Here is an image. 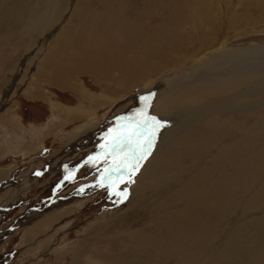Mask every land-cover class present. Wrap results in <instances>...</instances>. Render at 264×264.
<instances>
[{
  "label": "rangeland",
  "instance_id": "1",
  "mask_svg": "<svg viewBox=\"0 0 264 264\" xmlns=\"http://www.w3.org/2000/svg\"><path fill=\"white\" fill-rule=\"evenodd\" d=\"M90 2L93 13L79 19L71 15L75 4L70 0H0V145L11 147L8 159L0 162V192L14 188L0 196V264H72L74 254L76 264L111 254L118 256L115 264H264V81L247 91L243 101L232 97L264 80V71L250 73L249 79L215 77L202 91L192 92L198 89L194 87L175 97L166 113H182L177 107L186 95L193 105L203 100L205 106L226 97L230 109L209 114L168 150L160 151L159 144L176 120L168 119V113L154 115L168 95L167 89L157 88L160 82L196 65L193 56L264 44V0H110V18L107 0L104 6ZM63 14L69 16L66 28L74 25L76 32L77 24L86 26L88 41L95 29L107 35L99 45H118L114 49L119 52L126 46L137 60L155 48L179 54L180 62L151 70L156 60L149 59L143 81L124 92L120 84L114 91L109 82L88 74L71 77L79 92L47 85L36 74L43 54L57 40ZM86 16L97 17V23L86 25ZM149 35L159 39L147 51ZM230 85L237 87L233 93ZM33 92L48 99L30 98ZM141 93L148 102L132 98ZM231 103L246 108L239 112ZM69 108L83 110L81 119L67 114ZM148 116L163 126L152 139L153 150L132 172V151L139 154L138 145L150 129L132 133ZM44 139L50 140L47 152ZM156 150L155 158L165 159L151 170ZM40 152L29 162L22 160L23 154L30 158ZM55 215L59 220L35 228ZM111 221L115 226L106 232L109 240L100 232ZM124 229L123 235L135 240L126 251L111 242L123 238L118 233ZM124 256L128 263L121 261Z\"/></svg>",
  "mask_w": 264,
  "mask_h": 264
},
{
  "label": "bare ground",
  "instance_id": "2",
  "mask_svg": "<svg viewBox=\"0 0 264 264\" xmlns=\"http://www.w3.org/2000/svg\"><path fill=\"white\" fill-rule=\"evenodd\" d=\"M95 1H96L97 5L104 6V0H95ZM107 1H108V12H109V18H110L112 16V14L110 12H111V7H112L113 2H109L110 0H107ZM73 2L75 4V7H74L75 9H73V12L71 13V15L73 17L77 16L80 19L85 14H92L94 11L93 5L91 4L90 0H78L77 3H76V0H70L71 4ZM115 3H116V0H115ZM73 5H71V6H73ZM114 7H116V6H114ZM176 11H177V9L175 8L174 12H176ZM68 17H66V14H63L62 17L60 18V20L57 21L58 25L60 26L59 30L57 31V33H58L57 34V40L55 41L54 45L51 46L50 48H48L45 51V53L43 54L41 65H40L39 69L37 70L36 77L38 79H41L43 81V83H45L47 85L54 86V87L59 88L61 90H67V89L71 90L72 89L73 91L79 92V89H81L80 85L79 84H77V85L71 84V80H72L71 77L73 75H77V74H79V75L80 74H88V75L94 77L98 81L109 82V85L111 86V88L113 90L116 86H117V88H119L118 85L120 84L121 85L120 87H122L121 91L124 92L128 89L129 86H132L134 88L135 84L137 85V83H140L141 81H143L140 79H141L142 75L145 73V71L149 68V66H148V62H149L148 60L149 59L156 60L154 65L151 66V67H153L151 70L158 69L159 67H157L156 65L166 66L168 63L169 64H171V63L176 64L177 62H180L179 54H175L172 52L171 55H166V51H161V50L155 49V48H153L151 50V54L145 52L144 55L142 57L140 56V59L137 60L138 59V58H136L137 56L134 54L135 56L132 57L131 56L132 52L129 51V48L126 46H124L122 48V50L124 52H122V50L119 52L117 49H114V48L118 47V45L114 48L112 47V45L106 44V42L102 43L103 45H99L98 42H100V38L103 39V37L107 36V35H105L104 32L102 33L101 31H97L95 29H90V32H92V35H91L92 41L91 40L88 41L87 37L83 36L84 32L86 31V26L82 25V23H79V25L77 24L78 30L76 29L77 30L76 32L73 29L74 25H72L70 28L65 27V23H66V20ZM139 18H140V16H139ZM97 21H98V18L95 16H86L82 19V22L85 23L86 25L95 24V23H97ZM58 25H56V26H58ZM132 26H133V23H132ZM216 27H218L217 23H216ZM125 32H127V31H125ZM144 32H146V31H144ZM97 33L100 34V35H98V37L95 35ZM112 33H114V32H112ZM110 35H111V33H110ZM156 36H154V37L150 36V35L148 36V47L149 48H147V51H149L152 48L151 46H152V42H153L154 38H156L158 41L159 38ZM108 38H109V36H108ZM133 40H135V39H133ZM108 41H109V39H108ZM143 41H145V40L143 39ZM113 42L110 44H113ZM119 42H121L120 39H119ZM114 44H116V43H114ZM132 50L134 51V49H132ZM31 55H32V53H31ZM193 55H195V54H193ZM146 57H148V58H146ZM170 58H172V61H170ZM200 58H202V57L193 56L192 59H196V61H197L196 65H192L191 67H183V68L177 70V72L174 73L175 74L174 76H171V77L165 79V81L160 82V85L157 88L161 87L159 89V91L161 89H164V88L167 89L168 95L165 96V101H164V99L161 100L158 108H156L154 110L156 112L154 115H159V114H163V113L167 114L168 111L166 113V109H168V108L165 109V107H167V106L170 107L167 104L172 102L174 99H176L175 97L184 95L185 90H187V89L193 90L192 88H194V87H196L198 89L193 90L192 92L202 91V88L205 87L206 83L210 82L212 84L215 82V80H214L215 77H224V76H231V75L242 76L243 75V76H247L246 78L249 79V78L253 77V75L250 76V73H253V72L256 73V72L264 71V44L259 45L255 48L248 49V50L244 49V50H235V51H229V52H217L213 55L204 57L202 59H200ZM263 81H264L263 79H260L258 81L253 82V83H249L248 85H246L244 87V89L242 90L241 93L234 95L232 97H238L239 99H242V101H243L244 97L246 98V96L250 95V94H247V91L252 93L255 90L256 85L257 86L260 85L261 83H263ZM229 82H231V81L223 82V85L228 84ZM229 87H230L231 93H233L237 89L236 85H230ZM214 92H216V96L221 97V93L216 91V85H215ZM33 94H35V95L31 94L30 98L40 99L42 101H45L48 99L47 95H38L37 93H34V92H33ZM191 95H192V93H191ZM210 95H212V94H210ZM255 95H253V96H255ZM138 96H140V98H141L142 93L136 94L132 98L136 97V99H137ZM249 97H251V96H249ZM225 99H226V97L222 100H218V102H216L213 105L209 104L207 106H205L203 104L204 103L203 100L202 101H196L195 100V102H194L195 104L193 105V100L189 97V95H186L185 99H184L185 103L182 105H179L177 107V109H181L180 111H183V112L182 113H179L177 111L172 112L170 110L169 111L170 113L167 114L168 119H175L176 121L172 120L171 124H169L170 126H169V128H167L168 129V137H166V136L164 137L165 139L161 144H159L158 149H160V151L161 150L163 151V149L168 150L169 146L173 145V142L175 140H177V138H179L181 135H183V133H188L187 131L190 130L195 124L201 122L202 120H206V117L209 114H211V113H213L219 109H221V110L222 109H230L229 104H228L229 101H227ZM136 101L139 102L138 100H136ZM177 101L178 100H176L175 102H177ZM242 101L240 103H242ZM124 103H126V102L121 103V105H123ZM132 103H133V101H132ZM248 103H251V102H248ZM147 104H149V103H147ZM147 104H145V106ZM173 104H174V102H173ZM121 105L118 104L117 107L121 106ZM230 106H231V108H237L236 109L237 111H239V110L242 111L243 109L246 108V106L234 105L232 103L230 104ZM69 109L70 110L67 111L68 112L67 114L71 115L74 118V120H75V118L77 119V117H78V120L81 119L79 117H82V113L84 112L83 110H77L76 111V110L71 109V108H69ZM123 111H125V108H123ZM241 111H239V112H241ZM176 122H179V123L176 125ZM175 125H176V127H175ZM91 130H93V126H91V128L86 130V131H91ZM160 139L161 138H159V140ZM154 148H156V147H154ZM151 149H152V147H151ZM154 153L155 154L150 157L151 160L149 161V166H150L151 170H153L156 166H158V164L162 163L165 159V158L164 159H156L155 157L157 154V150ZM187 175H188V173H187ZM26 181H28V180H25V182ZM24 185L26 186V184H24ZM4 190L5 191L0 192V196L5 194V193H9V192L13 191L14 188L9 187V189H7V187H6V189L4 188ZM2 211L3 210L0 208V222L2 221L1 220L2 219ZM56 220H59V216L55 215L53 218L49 217V218L45 219L44 221H42L41 223H39L38 225H36L35 228H39V227L43 226L44 224L48 223L49 221H56ZM163 222L164 221H162V223ZM114 226H115V222L111 221V223L108 224V226H106L105 228L103 227L105 230L100 232L101 236H106L107 230L109 228L114 227ZM177 229L179 230V228H177ZM150 230H151V228H150ZM124 231H125V229L121 230V233L120 234L118 233V235L124 236L123 235ZM174 231H177V230H174ZM146 232H147V230H146ZM136 233H138V231ZM116 237L111 239V242L114 243L116 248L124 249L126 251L127 249H130L133 247L132 245L134 244L135 240H134V237L132 234H125V236L123 238H121V237L116 238ZM106 238H107V236H106ZM107 239H109V238H107ZM177 239H178V237H177ZM139 243H140V241H139ZM143 243L144 242H141V244H143ZM141 244H140V246H141ZM108 246L110 247V245H108ZM143 246H144V244H143ZM136 247H137V245L134 246V248H136ZM140 249H142V247H140ZM124 250H123V252H124ZM80 251H81V249H80ZM128 252H129V250H128ZM136 254H138L137 251H136ZM75 255L76 254H74V257L72 259L73 260L72 264L77 263L78 258L76 259ZM121 256H122V254H121ZM132 256H134V255L132 254ZM117 257L118 256H115L112 254L111 255H103L101 259H99L98 261L92 262L91 264H115V262L118 259ZM136 257H137V259L139 258L138 256H136ZM121 259H122L121 261L127 262L125 256ZM138 260H137V262H138ZM118 261L120 262V260H118ZM139 261H141V260H139ZM89 263L87 262V264H89ZM141 263H142V261H141ZM120 264H123V263H120Z\"/></svg>",
  "mask_w": 264,
  "mask_h": 264
},
{
  "label": "snow or ice",
  "instance_id": "3",
  "mask_svg": "<svg viewBox=\"0 0 264 264\" xmlns=\"http://www.w3.org/2000/svg\"><path fill=\"white\" fill-rule=\"evenodd\" d=\"M140 99L146 103L148 97H141ZM162 126H163V122L158 121L154 116L145 117L142 123H139V122L137 123L136 128L134 129L132 135H136V133L139 132L141 129H144L145 131H148L150 129V132H149L148 139L144 141V144L138 145V147L140 148L139 154H137L136 149H133L132 151L131 158L135 159L136 161V164H134L131 169L132 172L137 170V168L139 167V161L144 159L145 156L148 154L149 149L152 147V139L155 137L156 131ZM141 135H143V133H141ZM125 139H128V138H125ZM127 146H130V145H127Z\"/></svg>",
  "mask_w": 264,
  "mask_h": 264
},
{
  "label": "crops",
  "instance_id": "4",
  "mask_svg": "<svg viewBox=\"0 0 264 264\" xmlns=\"http://www.w3.org/2000/svg\"><path fill=\"white\" fill-rule=\"evenodd\" d=\"M47 129L48 128H45V130L47 131ZM46 133H48V131L46 132ZM45 141H44V151H49V148H47L48 147V145L46 144L47 142V140L46 139H44ZM48 141H50V140H48ZM28 151L30 150V147H28V148H26ZM11 150V147H9V148H7L6 146H4V145H0V162H3V161H5L6 159H8V155H9V151ZM8 151V152H7ZM7 152V153H6ZM42 152V151H41ZM39 153L38 155H36V154H32L31 155V157L30 158H27V156H24V154H25V152H24V154H23V158H22V160H25L26 162H29L30 160H33V158L35 157V156H39V155H43V154H45L46 152H42V153Z\"/></svg>",
  "mask_w": 264,
  "mask_h": 264
},
{
  "label": "water",
  "instance_id": "5",
  "mask_svg": "<svg viewBox=\"0 0 264 264\" xmlns=\"http://www.w3.org/2000/svg\"><path fill=\"white\" fill-rule=\"evenodd\" d=\"M10 232H11V230H9V232H6V233L4 232V234H3V235H5L4 238H5L7 235H9Z\"/></svg>",
  "mask_w": 264,
  "mask_h": 264
}]
</instances>
